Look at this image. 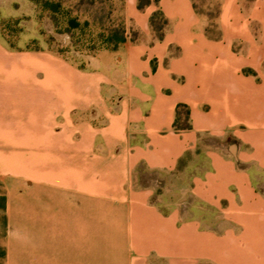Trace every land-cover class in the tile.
<instances>
[{
  "label": "crops",
  "instance_id": "0c3cea01",
  "mask_svg": "<svg viewBox=\"0 0 264 264\" xmlns=\"http://www.w3.org/2000/svg\"><path fill=\"white\" fill-rule=\"evenodd\" d=\"M124 12L128 41L89 68L0 43V136L32 154L0 156V190L17 178L38 190L0 208V264H16L15 224L34 253L22 264H264V0H220L214 21L193 0ZM179 106L190 129L175 127ZM207 137L218 145L201 149ZM37 224L70 242L33 239Z\"/></svg>",
  "mask_w": 264,
  "mask_h": 264
},
{
  "label": "rangeland",
  "instance_id": "374dc122",
  "mask_svg": "<svg viewBox=\"0 0 264 264\" xmlns=\"http://www.w3.org/2000/svg\"><path fill=\"white\" fill-rule=\"evenodd\" d=\"M61 1L64 6L74 9V16L79 15L82 20H89L88 27L80 28L74 31L73 35L61 31L56 27V23L52 20L49 13L37 6L32 0H0V42L4 44L19 46L20 48L31 46L32 51L36 49H51L60 53L65 59L76 64L81 68H89L90 61L104 50H114L107 47L102 41L104 30L110 27L118 26L123 13L124 0H57ZM197 11L203 16L214 21L218 13L220 0H193ZM159 24V21L156 22ZM213 31L214 29H210ZM43 33L41 43H30L32 38L39 33ZM102 39V40H101ZM28 138L22 137H7L0 136V156L5 160V167L7 164L8 154L13 153L23 156H30L28 146L25 142ZM32 142H37L38 138H31ZM218 145V141L214 138L207 137L203 140L201 149H209ZM28 151V152H27ZM24 153V154H23ZM198 160L196 154L188 155L182 163L184 174H179V177L173 176L167 179V185L163 188L168 200H175L179 198L185 188V176L188 177V167L192 166ZM2 171H0V179L2 178ZM17 178L15 183L19 186L11 189V182L4 184L3 189L0 190V208L7 210L9 205H12L11 198L14 197V192L17 195L24 193H35L38 190L36 183L31 186L28 180ZM2 184V181H0ZM6 188V189H5ZM33 188H35L33 190ZM18 197V196H17ZM32 219V218H31ZM14 239L12 256L15 258L16 264L26 262L27 258L33 257V250L29 247L30 244L26 239V231L19 224L11 228ZM30 236L32 238H40L52 245H59L62 241L64 246L70 242L71 230L69 229L65 236L61 239L57 236L55 228L46 225L37 224L34 227L29 226ZM96 255L100 250H95ZM72 255V252H70ZM53 255L47 254L44 259L45 264H53ZM97 260V259H96ZM43 264V263H42Z\"/></svg>",
  "mask_w": 264,
  "mask_h": 264
},
{
  "label": "trees",
  "instance_id": "16d2710c",
  "mask_svg": "<svg viewBox=\"0 0 264 264\" xmlns=\"http://www.w3.org/2000/svg\"><path fill=\"white\" fill-rule=\"evenodd\" d=\"M32 1L37 6H39V7L41 6L42 10L49 13V15L52 17V20L56 23L57 28H59L61 31H64L66 33H70V35L71 34L73 35L74 31H77L80 28L88 27L90 25L89 20L85 19L82 22V20L80 19L78 14H77V16H74V13H75L74 9H72L71 7L64 6L61 1H57V0H32ZM96 1H98V0H94L95 3H96ZM148 4H150V0H139V8L140 9L144 8ZM194 7L197 11V7H196L195 3H194ZM124 9H125V0H124L123 13L120 16L121 19H120L119 25L105 29L103 35L100 36V38L103 37L102 42L107 47H111L114 50H116L120 45L126 43L129 39V30L127 27ZM200 15H202V14H200ZM157 21H159L158 25L156 24ZM211 21H213V20H211ZM166 24H167V21L164 18V15L160 11L154 13V15L151 18V26H152L153 30L156 32L158 38H160V39L163 37V29H164V26ZM214 25H215L214 23H211L212 27ZM132 36L135 39V34H133ZM42 37H43V33L40 32L38 35H36L32 38L30 43L39 44V43H41ZM133 38H132V40H133ZM0 43L10 51H32L30 45L23 47V48H20L19 46H13V45L11 46L8 43L5 44V42H4V44L2 42H0ZM33 51H50V52H54V53L62 56L60 53L53 51L51 49H43L42 48V49H39V50L36 49ZM175 127L178 129H180V128L181 129H190L191 126H190V122H189V110L186 106H179L178 107L177 113H176Z\"/></svg>",
  "mask_w": 264,
  "mask_h": 264
}]
</instances>
